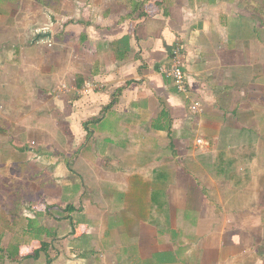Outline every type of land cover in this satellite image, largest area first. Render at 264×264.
Returning <instances> with one entry per match:
<instances>
[{"label": "crops", "instance_id": "crops-1", "mask_svg": "<svg viewBox=\"0 0 264 264\" xmlns=\"http://www.w3.org/2000/svg\"><path fill=\"white\" fill-rule=\"evenodd\" d=\"M5 183L0 264H264V0H0Z\"/></svg>", "mask_w": 264, "mask_h": 264}, {"label": "built area", "instance_id": "built-area-1", "mask_svg": "<svg viewBox=\"0 0 264 264\" xmlns=\"http://www.w3.org/2000/svg\"><path fill=\"white\" fill-rule=\"evenodd\" d=\"M183 52L180 46H175L171 52V62L170 65L163 69V73L170 77L174 83L177 92L184 94L186 97H190V89L187 84L186 74L183 69ZM99 85L96 83L88 82L82 89L83 93L92 91L98 88ZM199 103L196 101L192 104L191 109L193 111L197 110ZM200 142V140H197Z\"/></svg>", "mask_w": 264, "mask_h": 264}, {"label": "trees", "instance_id": "trees-1", "mask_svg": "<svg viewBox=\"0 0 264 264\" xmlns=\"http://www.w3.org/2000/svg\"><path fill=\"white\" fill-rule=\"evenodd\" d=\"M142 4L139 2L134 3V7L135 6H141ZM6 191H7V198L9 199V212L7 210V213H5L6 215H9L10 218L12 219V221H16L17 218L20 217H24L22 216V209L24 206V203L27 200V197L25 196V193L18 187V184H9V183H5ZM24 214V212H23ZM31 221V222H30ZM29 225L33 224V221L31 219H29ZM42 229V227L40 226H32L31 228V232L33 233L34 237L40 235V230ZM4 232L1 231V235L3 236ZM44 244V243H42ZM16 245H9L8 248L5 247L3 248L1 251L3 252V254L11 257L15 254H17L18 249L16 248ZM15 248V249H13Z\"/></svg>", "mask_w": 264, "mask_h": 264}, {"label": "rangeland", "instance_id": "rangeland-1", "mask_svg": "<svg viewBox=\"0 0 264 264\" xmlns=\"http://www.w3.org/2000/svg\"><path fill=\"white\" fill-rule=\"evenodd\" d=\"M2 195V193H1ZM7 210L9 212V199L6 197L0 199V232H9L11 225L13 224L12 219L9 215H6ZM1 234V233H0Z\"/></svg>", "mask_w": 264, "mask_h": 264}]
</instances>
